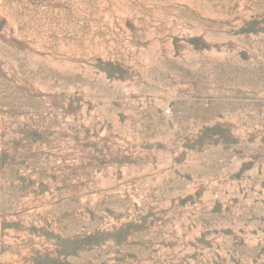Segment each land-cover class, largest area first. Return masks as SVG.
I'll list each match as a JSON object with an SVG mask.
<instances>
[{"label": "rangeland", "instance_id": "1", "mask_svg": "<svg viewBox=\"0 0 264 264\" xmlns=\"http://www.w3.org/2000/svg\"><path fill=\"white\" fill-rule=\"evenodd\" d=\"M0 264H264V0H0Z\"/></svg>", "mask_w": 264, "mask_h": 264}]
</instances>
